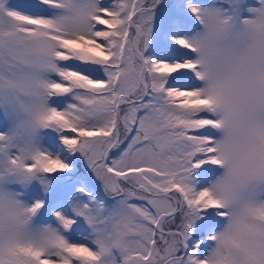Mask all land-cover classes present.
<instances>
[{"label":"snow or ice","instance_id":"obj_1","mask_svg":"<svg viewBox=\"0 0 264 264\" xmlns=\"http://www.w3.org/2000/svg\"><path fill=\"white\" fill-rule=\"evenodd\" d=\"M0 264H264V0H0Z\"/></svg>","mask_w":264,"mask_h":264}]
</instances>
